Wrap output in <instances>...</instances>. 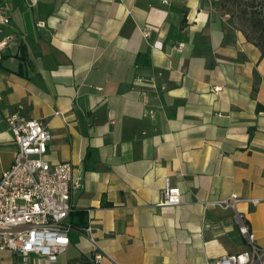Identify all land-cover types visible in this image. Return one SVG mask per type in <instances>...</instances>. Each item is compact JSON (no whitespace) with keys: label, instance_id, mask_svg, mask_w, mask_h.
Instances as JSON below:
<instances>
[{"label":"crops","instance_id":"1","mask_svg":"<svg viewBox=\"0 0 264 264\" xmlns=\"http://www.w3.org/2000/svg\"><path fill=\"white\" fill-rule=\"evenodd\" d=\"M211 1L0 0V176L6 116L41 120L46 158L79 182L67 221L105 254L72 231L54 259L0 264H206L248 248L236 212L264 249V56ZM166 181L180 204L156 205Z\"/></svg>","mask_w":264,"mask_h":264},{"label":"built area","instance_id":"2","mask_svg":"<svg viewBox=\"0 0 264 264\" xmlns=\"http://www.w3.org/2000/svg\"><path fill=\"white\" fill-rule=\"evenodd\" d=\"M9 17L0 3V25L8 24ZM5 40L0 42V47ZM17 153L11 166L0 176V251L10 250L20 256L31 253L54 259L70 243V232L87 237L94 248L95 263L102 261L104 252L98 245L91 224L74 227L67 221L73 210L71 193L79 187L72 179L70 163L51 164L46 158L52 135L44 123L35 118H23L17 112L6 116ZM240 198L231 194L215 204L235 209ZM182 201L179 187L166 181L157 206H175ZM255 205L258 199H248ZM235 223L248 248L235 254H226L208 260L206 264H259L264 249L255 244L254 233L238 212Z\"/></svg>","mask_w":264,"mask_h":264},{"label":"rangeland","instance_id":"3","mask_svg":"<svg viewBox=\"0 0 264 264\" xmlns=\"http://www.w3.org/2000/svg\"><path fill=\"white\" fill-rule=\"evenodd\" d=\"M212 10L230 30H240L264 50V0H212Z\"/></svg>","mask_w":264,"mask_h":264},{"label":"trees","instance_id":"4","mask_svg":"<svg viewBox=\"0 0 264 264\" xmlns=\"http://www.w3.org/2000/svg\"><path fill=\"white\" fill-rule=\"evenodd\" d=\"M252 43H254V42H252ZM254 44L260 49V47H259L256 43H254ZM260 51H261V53H262V56H264V50H261V49H260ZM256 111H257V112H259V111H264V105L257 104V105H256Z\"/></svg>","mask_w":264,"mask_h":264}]
</instances>
